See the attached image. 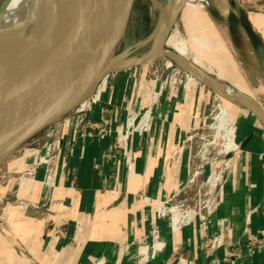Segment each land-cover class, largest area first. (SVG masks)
<instances>
[{"label":"crops","instance_id":"crops-1","mask_svg":"<svg viewBox=\"0 0 264 264\" xmlns=\"http://www.w3.org/2000/svg\"><path fill=\"white\" fill-rule=\"evenodd\" d=\"M238 22L239 32L225 31L238 51L249 53L250 58L240 57L245 61L242 85L264 110V32L255 29L244 11ZM147 75V70L140 74L138 66L110 75L86 112L88 120L107 131L88 128L73 154L64 143L66 169L61 176L59 166L48 199L45 168L26 175L37 156L26 165L23 157L13 159L8 168L20 167L22 173L0 189L5 203L0 219L18 241L0 235V264H134L138 241L152 244L155 226L164 248L148 264H176L178 253L194 264H229L226 256L234 258V264H264V120L245 104L231 101L238 106L233 121L237 147L222 179L220 203L211 215L199 208L194 221L173 230L170 216L159 211L180 190L173 201L189 199L195 204L196 194L187 190L189 141L207 115L210 95L206 83L196 77L181 78L175 88L170 75ZM139 105H152V127L129 139L130 161L124 146L113 144L127 110ZM23 179L33 182L27 194L21 190ZM113 180L118 181L116 189ZM212 242L219 244L208 251Z\"/></svg>","mask_w":264,"mask_h":264},{"label":"water","instance_id":"water-1","mask_svg":"<svg viewBox=\"0 0 264 264\" xmlns=\"http://www.w3.org/2000/svg\"><path fill=\"white\" fill-rule=\"evenodd\" d=\"M151 1L162 19L157 41L150 52L133 58H126L132 46L117 49L116 42L127 38L135 0L58 1L57 17L49 23V34L38 36L39 42L44 38L61 37L55 52L35 68L21 74H7L10 78L4 84L0 80V167L7 163L0 174L1 184H7L22 173L20 167L8 168L21 147L45 133L41 142L31 143L24 148L23 155L18 156L23 157L22 163L26 165L78 111L92 103L111 74L152 63L161 57L176 60L180 56L174 49L167 48V40L187 0H176L172 10L171 0ZM53 20H61L63 29L52 26ZM168 73L167 69L165 75ZM198 77L230 101L254 103L246 95L231 97L220 93ZM262 113L264 115V110ZM0 224L4 235L15 239L1 219Z\"/></svg>","mask_w":264,"mask_h":264},{"label":"rangeland","instance_id":"rangeland-1","mask_svg":"<svg viewBox=\"0 0 264 264\" xmlns=\"http://www.w3.org/2000/svg\"><path fill=\"white\" fill-rule=\"evenodd\" d=\"M2 1L0 0V4ZM161 1L166 2L167 0ZM175 4L176 0L174 2L171 0L170 10L173 9ZM241 11L251 16L256 30L260 28L264 32V0H187L172 32L177 31L186 41L190 48V60L204 71L197 66L195 67L190 60L188 65L195 68V72L188 67L181 66L176 60L169 57H161L152 63L139 65V73L142 74V72L147 70L148 75L146 78L156 79L162 77L168 69L169 73L167 75L171 76L175 88L181 78L184 80L183 77L199 78L198 76H200L203 78L201 75H207L213 77L215 81H222L228 84L238 91V93L240 92L239 94L247 95L245 91H248L242 85L244 77L242 78L243 74H241V65L243 66L245 61L241 60L240 57L245 55L247 58H250V56L247 50L243 52L242 48V51H238V45L234 47L235 44L232 42L233 37L231 36V34H235L232 33V30L236 33L239 32L238 15H240ZM228 24L233 29H230V25L228 28ZM161 25V13L151 0H135L132 16L128 23L127 38L124 41L118 40L116 42L117 49L120 46L123 49L127 46H132L133 49H131L126 58L147 54L154 47V41L157 39ZM225 28L228 31L230 30V36L225 31ZM167 48L173 49L169 44ZM225 48H228L229 52ZM196 58H199L200 61H197ZM250 62L253 63L254 60L252 59ZM202 82L206 83L204 80ZM209 83L212 84V82ZM188 85L190 86V83ZM206 89L210 95L209 109L206 117L192 131L189 141L192 149L189 178L194 176V180L188 183L187 190L189 193H192V196L196 194V197H193L192 201L194 200V205L197 207L205 206L208 200L211 202L218 195L219 184L229 165V155L232 154L233 150L227 149V141L224 135L227 133L226 130L234 125V112L238 109L235 103L220 96L208 83H206ZM240 90H244V92ZM155 92L154 96L157 94V90ZM252 101L259 106V109L262 107L255 100ZM245 104L252 109L247 103ZM225 108L227 115L221 117L222 109ZM44 136L45 133L42 132L30 140L21 147L14 158L23 155L24 148L30 146L31 143L41 142ZM6 166L7 163L0 167V174L5 170ZM20 175H17V177ZM211 176L212 181L210 180ZM7 184L3 185L0 183V189H3V186ZM32 184L33 182L29 180L28 184L22 187V192L24 191L23 193L27 194L30 191L28 187ZM17 188L18 185L14 189L16 190ZM190 201L188 199L186 203L193 206V203L191 204ZM4 206L5 203L0 201V214ZM1 226L0 224V235L6 236L2 232ZM11 240L18 241L16 237Z\"/></svg>","mask_w":264,"mask_h":264},{"label":"bare ground","instance_id":"bare-ground-1","mask_svg":"<svg viewBox=\"0 0 264 264\" xmlns=\"http://www.w3.org/2000/svg\"><path fill=\"white\" fill-rule=\"evenodd\" d=\"M58 1L59 0H3L0 4V80L3 81V84L7 82L6 80L10 78L9 76L12 73L20 72L21 74L30 68L41 65L57 49L61 37H56L52 40L44 38L42 42H39L40 37L38 38V36L49 34V28L51 26L49 23L53 17H57L58 5L56 4ZM52 26L63 29L61 20L54 21ZM156 41L155 39L154 45ZM151 44H153V42H151ZM167 44L172 46L173 49L180 54V56L176 58L178 64L188 67L195 72L196 69L188 65L191 57L190 48L177 31L171 32ZM196 60L200 61L199 58H196ZM7 74L10 75L7 76ZM201 76L208 82H212L220 93L231 97L242 96L239 94L240 92L238 93V91L222 81H215L213 77L207 75ZM220 96L223 97V95ZM245 103L258 111V115L264 120L262 108L259 109V106L251 101ZM226 115V108L222 109L221 117ZM226 131L227 133L224 135L227 141L226 146L227 149L231 151V149L234 150L237 147L234 126H231ZM27 180L28 179H23L20 182V186H26L28 184ZM210 180L212 181V176ZM32 188L33 184L28 187L29 190Z\"/></svg>","mask_w":264,"mask_h":264},{"label":"built area","instance_id":"built-area-1","mask_svg":"<svg viewBox=\"0 0 264 264\" xmlns=\"http://www.w3.org/2000/svg\"><path fill=\"white\" fill-rule=\"evenodd\" d=\"M173 83V80H172ZM100 94L92 101V103L81 109L76 113V115L71 119V121L58 133L56 134L44 147V151L39 153L36 157L33 169L26 172L27 176H32L36 170L40 167L45 168V175L43 179V184L47 188L45 194L48 199L52 195V190L57 184V175H59V166L62 164V171H60L61 176H64V170L66 169V158L62 155L61 150L65 142L69 144V152L74 153L78 140L85 139L88 135V128H99L102 133H106V127L102 126L98 122L90 121L87 119L86 112L89 107L99 98ZM152 105L147 108H142L140 105L137 108L128 109L127 115L122 128L118 131L116 136V141L113 144V148L119 146H124V150L129 160L132 161L131 150L128 147L129 139L133 137L136 132L144 133L152 127ZM264 167V159H263ZM194 180V176L189 178V183ZM117 180H113L111 185L113 189L117 188ZM222 183V180H221ZM219 184V192L216 198L211 202L203 206L197 207L196 205L191 206L186 203L185 199H177L173 201V198L179 196L181 190L178 191L173 198L168 201L171 203L167 206L160 208V215L170 216V226L173 230L181 229L182 226L190 224L194 221V217L199 214V208L205 209L208 215H211L216 207L220 203L221 196L219 193L222 189V184ZM254 242V240H253ZM218 243L212 242L207 245L208 251L215 248ZM164 248V242L160 239L158 227L153 229V242L148 244L145 239L138 241L137 245V258L134 264H148L152 258H155L157 253L162 251ZM237 248V244L234 243L233 249ZM124 254V253H123ZM176 264H194L193 259H188L181 253L175 255ZM225 261L229 264H234L235 259L229 256L225 257ZM100 263V261H97Z\"/></svg>","mask_w":264,"mask_h":264}]
</instances>
